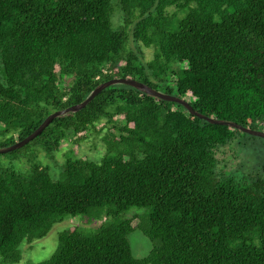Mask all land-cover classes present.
<instances>
[{
  "label": "trees",
  "instance_id": "obj_1",
  "mask_svg": "<svg viewBox=\"0 0 264 264\" xmlns=\"http://www.w3.org/2000/svg\"><path fill=\"white\" fill-rule=\"evenodd\" d=\"M114 77L264 131V0H0V147ZM101 131L98 160L70 152L58 177L37 160ZM236 139L264 143L132 86L104 88L0 154V263L19 262L22 242L63 215L112 205L93 232H59L38 264H264V160L222 170L217 150ZM27 147V171L2 161ZM131 207L147 208L146 220L133 225ZM135 227L153 243L142 258L128 241Z\"/></svg>",
  "mask_w": 264,
  "mask_h": 264
},
{
  "label": "rangeland",
  "instance_id": "obj_2",
  "mask_svg": "<svg viewBox=\"0 0 264 264\" xmlns=\"http://www.w3.org/2000/svg\"><path fill=\"white\" fill-rule=\"evenodd\" d=\"M175 10L174 7L169 8L170 12ZM185 11L183 10L184 15ZM181 15V14H179ZM114 24L118 23V13H115L113 18ZM154 47H143L144 60H150L154 55ZM101 124L98 125V127ZM104 131L99 133H91L82 141L74 143L71 139L62 142L61 148L54 153L53 157L45 155L44 152H39L37 160L43 164H47L50 168V173L54 177L59 176L61 166L65 159L72 155L98 160L106 150L105 141L102 139ZM31 146V145H30ZM32 147H27L17 153L16 158L12 154H4L1 156L2 161L12 165L15 169L25 172L29 168L28 159ZM71 152V153H70ZM219 158V167L222 170L228 171L235 169L240 163L245 165L244 168L252 164H258L264 160V143L259 139L254 141V144H242L238 139L229 142L227 145L217 150ZM114 206L105 205L101 207L91 208L87 213L77 215H63L61 220L54 223L46 236L32 242H22L20 245L21 258L19 262L13 264H38L40 261L50 257L58 245V234L71 226L79 227L84 233H90L95 230V227L106 218V213L113 210ZM148 209L145 207H131L125 216L133 217L132 224L137 225L140 220H146ZM111 219V216H108ZM128 241L134 257L142 258L146 256L152 248L153 243L146 237L140 227H135L128 235ZM1 264V263H0Z\"/></svg>",
  "mask_w": 264,
  "mask_h": 264
},
{
  "label": "water",
  "instance_id": "obj_3",
  "mask_svg": "<svg viewBox=\"0 0 264 264\" xmlns=\"http://www.w3.org/2000/svg\"><path fill=\"white\" fill-rule=\"evenodd\" d=\"M115 84H126L129 86H132L136 88L139 91L145 92L147 94L156 96L160 99L166 100V101H172L176 102L180 105H182L190 114H193L195 116H198L201 119L207 120L208 122L215 123V124H221V125H228L233 128H237L241 130L242 132L248 133L253 136H258L264 139V131L256 128H250L243 126L241 124L236 123L235 121L232 120H226V119H218V118H213L210 116H207L205 114H202L198 111H196L192 105L188 102L187 99L179 97L178 95L175 94H170L165 91L156 89L151 87L150 85L139 81L136 78H130V77H114L108 80H105L98 85H96L90 92L89 94L80 102L72 104L68 107H65L63 109H58L55 111H52L49 113L44 120L27 136L24 138L15 141L14 143L7 145V146H2L0 147V154L2 153H7L12 150H16L33 140L36 136H38L43 129L49 125V123L56 117L76 112L82 108H84L100 91H102L104 88L115 85Z\"/></svg>",
  "mask_w": 264,
  "mask_h": 264
}]
</instances>
